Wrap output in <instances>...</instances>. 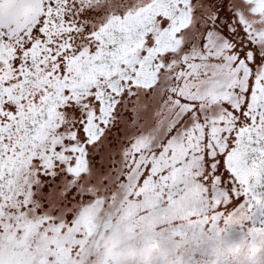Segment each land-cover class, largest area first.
Here are the masks:
<instances>
[{
    "label": "snow or ice",
    "instance_id": "obj_1",
    "mask_svg": "<svg viewBox=\"0 0 264 264\" xmlns=\"http://www.w3.org/2000/svg\"><path fill=\"white\" fill-rule=\"evenodd\" d=\"M0 264H264V0H0Z\"/></svg>",
    "mask_w": 264,
    "mask_h": 264
}]
</instances>
